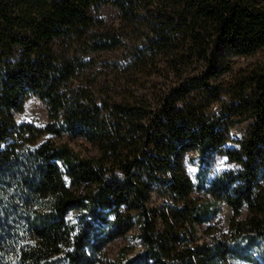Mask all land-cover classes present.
Listing matches in <instances>:
<instances>
[{
	"label": "trees",
	"instance_id": "1",
	"mask_svg": "<svg viewBox=\"0 0 264 264\" xmlns=\"http://www.w3.org/2000/svg\"><path fill=\"white\" fill-rule=\"evenodd\" d=\"M138 1L114 3L136 16ZM169 1L175 7L147 5L151 44L169 53L180 38L189 41L201 72L180 73L185 60L175 55L178 81L156 100H115L79 83L83 53L54 49L60 38L83 36L94 25L89 8L104 0H0V264H97L136 226L142 249L118 264H264V65L242 71L225 104L212 81L230 70L227 53L264 47V10L255 0ZM112 40L96 49H110ZM31 96L47 104L43 129L15 121ZM249 119L239 147L224 148ZM44 134L85 138L98 155L50 141L37 146ZM191 151L240 165L209 184L204 170L199 176V188L233 211L229 235L210 244L199 242L198 227L219 208L191 197L184 167ZM154 193L165 197L160 208L149 206ZM245 206L249 215L239 220Z\"/></svg>",
	"mask_w": 264,
	"mask_h": 264
},
{
	"label": "rangeland",
	"instance_id": "2",
	"mask_svg": "<svg viewBox=\"0 0 264 264\" xmlns=\"http://www.w3.org/2000/svg\"><path fill=\"white\" fill-rule=\"evenodd\" d=\"M115 1L104 0L89 8L87 13L93 18L94 25L87 29L83 36L73 39L63 37L54 43V49L59 55H71L74 51L84 54L87 65L79 75V83L101 97L131 100L135 95L156 100L161 92L178 81L179 72L171 68V58L175 55L179 57L178 61L182 58L185 60V64L182 67L179 66L180 73L197 75L201 72V64L195 63L193 54L190 53L189 41L180 38L177 49L170 50L169 53L151 44L155 38L154 26L145 17L148 13L146 10L148 8L155 10L157 7L165 8V6L173 8L175 7L173 2L169 0L138 1L137 6L142 9V12L137 13L136 16H127L114 3ZM149 4L153 5L147 8ZM137 6H135L136 9ZM254 7L264 10V0H255ZM110 38L115 42L110 49H96V42L101 39L109 41ZM226 56L230 70L224 72L219 79L212 80L214 86L218 87L223 104L230 100L228 91L235 85L236 78L242 71L264 65V47L247 56L230 53ZM223 104L216 101L213 106L214 112L219 113L217 106ZM14 118L18 125L28 123L43 129L49 122L47 104L38 97L31 96L26 100L22 112H14ZM252 122L253 119H249L236 125L231 130V140L224 145V148H238L239 141L245 136ZM47 141L57 145L68 144L84 158H93L98 155L97 147L82 137H71L67 134L61 137L44 134L38 140L37 146ZM184 167L195 186L191 194L192 199L212 202L219 208L217 215L198 227L199 242L210 244L226 238L230 232L233 211L225 202L217 203L199 188V176L204 170L206 183L209 184L217 175L238 170L240 165L231 162L225 154L213 153L202 158L198 152L191 151L184 158ZM164 199L163 195L154 193L149 206L160 208ZM248 215L249 210L245 206L239 220H245ZM68 219L73 223L78 220L74 215H70ZM138 236L139 227L136 226L127 235L111 242L99 255L97 264H118L124 257H129L141 250L142 245ZM230 264L246 263L235 260Z\"/></svg>",
	"mask_w": 264,
	"mask_h": 264
}]
</instances>
